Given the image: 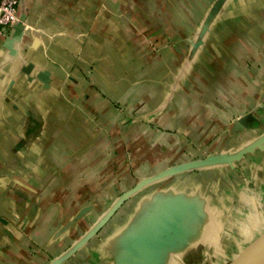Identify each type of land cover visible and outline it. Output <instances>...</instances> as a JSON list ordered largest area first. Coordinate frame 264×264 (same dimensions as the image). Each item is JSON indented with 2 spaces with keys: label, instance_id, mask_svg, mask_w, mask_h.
I'll return each mask as SVG.
<instances>
[{
  "label": "crops",
  "instance_id": "0c3cea01",
  "mask_svg": "<svg viewBox=\"0 0 264 264\" xmlns=\"http://www.w3.org/2000/svg\"><path fill=\"white\" fill-rule=\"evenodd\" d=\"M218 2L21 0L14 50L0 37V264H197L243 225L236 198L262 218L264 0Z\"/></svg>",
  "mask_w": 264,
  "mask_h": 264
},
{
  "label": "rangeland",
  "instance_id": "374dc122",
  "mask_svg": "<svg viewBox=\"0 0 264 264\" xmlns=\"http://www.w3.org/2000/svg\"><path fill=\"white\" fill-rule=\"evenodd\" d=\"M244 203L245 202H243L242 204L239 198H236V201H234V205L231 206L233 211H235L234 214H237V216H239L240 218H244L243 221L241 220L243 225L235 224L239 225V227L235 225L233 227L229 226V229L232 230V232H228L229 239H225L222 243L223 245H217L221 248H210V250L208 251V257H199L200 262L197 264H233L251 245L249 243L255 238V236H258V234H260V227H264V215H261L262 218L256 217V214L253 212V210L245 205L247 203ZM232 221L235 222L236 220ZM230 239L234 242H232ZM240 249H242L243 252H240L237 256H234Z\"/></svg>",
  "mask_w": 264,
  "mask_h": 264
},
{
  "label": "water",
  "instance_id": "95a60500",
  "mask_svg": "<svg viewBox=\"0 0 264 264\" xmlns=\"http://www.w3.org/2000/svg\"><path fill=\"white\" fill-rule=\"evenodd\" d=\"M225 0H219L217 4V8L220 7L224 3ZM215 7V8H216ZM216 8V9H217ZM23 22L24 18H21V22H19L15 26L14 35L6 40L5 47L13 51V44L20 40L21 34L23 32ZM207 28L201 32V36H203L207 32ZM47 76H41L40 78L43 80ZM264 144V142H262ZM242 153L234 155L233 160H238ZM215 161V159H212ZM208 163V162H206ZM181 203L176 200L164 216L162 220V227L159 228L158 231L152 232V238L157 245L164 246L168 242V238L175 236L179 232L180 220L178 219V211L180 210ZM160 239V240H158ZM144 260L143 257L138 258V262ZM233 264H264V234L260 236L255 242H253L243 253L242 255L233 263Z\"/></svg>",
  "mask_w": 264,
  "mask_h": 264
},
{
  "label": "built area",
  "instance_id": "2783aa9c",
  "mask_svg": "<svg viewBox=\"0 0 264 264\" xmlns=\"http://www.w3.org/2000/svg\"><path fill=\"white\" fill-rule=\"evenodd\" d=\"M21 0H0V37L7 35L19 22Z\"/></svg>",
  "mask_w": 264,
  "mask_h": 264
}]
</instances>
